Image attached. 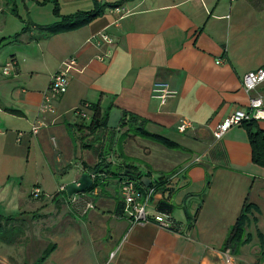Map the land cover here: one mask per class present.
Wrapping results in <instances>:
<instances>
[{
	"label": "crops",
	"instance_id": "obj_1",
	"mask_svg": "<svg viewBox=\"0 0 264 264\" xmlns=\"http://www.w3.org/2000/svg\"><path fill=\"white\" fill-rule=\"evenodd\" d=\"M49 1L0 0V264H264V169L252 164L242 127L212 137L264 96V83L242 89L243 76L264 64V0H54L61 17L101 11L52 35L44 29L60 18ZM99 34L113 44L96 47ZM68 60L76 66L66 93L41 113L51 77ZM156 82L176 93L162 106L151 96ZM83 105L87 120L74 115ZM92 107L107 119L112 109L133 116L180 150L126 125L111 145L103 129L79 133ZM183 121L189 126L178 133ZM256 124L264 132V121ZM100 163L161 184L146 209L169 216L171 228L132 223L119 175L94 178ZM83 173L95 187L67 197L64 187ZM244 205L248 242L232 254L226 243Z\"/></svg>",
	"mask_w": 264,
	"mask_h": 264
},
{
	"label": "built area",
	"instance_id": "obj_2",
	"mask_svg": "<svg viewBox=\"0 0 264 264\" xmlns=\"http://www.w3.org/2000/svg\"><path fill=\"white\" fill-rule=\"evenodd\" d=\"M117 14L121 15L122 10L115 9ZM96 47L103 45H112L113 40L104 34H99L94 39ZM76 64L74 60L64 61L61 68L51 77L47 92L44 94L41 105V113H49L52 111V102L63 96L66 93L68 86V73L74 70ZM12 69V63L8 62L2 69V74L8 76ZM264 83V64L256 71L245 74L242 78V89L249 94L254 92L260 85ZM176 93L167 83L156 82L152 85L151 96L159 101L162 106L165 102L175 97ZM88 106L83 105L74 111V115L82 120H87ZM250 121L260 122L264 121V96H257L250 98L247 112H236L217 124L213 131L212 137L215 141H219L223 135L234 127H241L242 124ZM189 126L188 122H181L176 130L178 133H183ZM36 128L32 129V133H36ZM153 189H148L142 194L136 187L135 182L131 180H124L120 185V196L124 203V213L134 224H145L149 221L155 223L158 227L164 230H169L172 226L169 216L163 214H156L149 217L147 212V204ZM32 194L37 195L38 191L34 190Z\"/></svg>",
	"mask_w": 264,
	"mask_h": 264
},
{
	"label": "trees",
	"instance_id": "obj_3",
	"mask_svg": "<svg viewBox=\"0 0 264 264\" xmlns=\"http://www.w3.org/2000/svg\"><path fill=\"white\" fill-rule=\"evenodd\" d=\"M8 4L12 2V0H5ZM52 6H53V15L60 18V21L52 26H49L47 28H45L44 30L47 32V34L52 35V34H58L61 32H69V31H74L77 30L85 25H87L89 22H91L93 19H95L101 11V8H97L87 12V13H77L75 15L72 16H68V17H61L59 15V11H58V4L56 1L54 0H50L49 1ZM29 26H26V28H24L22 30V32L18 35H16L13 40L17 41L18 38L20 37V35L24 34L27 32ZM91 109V118L89 121V124L84 125L82 123H79L77 125H75L76 130L79 133H82L83 131L88 132L90 135H93V133H95V131L99 130V129H103L104 132L106 133V135L108 136V141L107 143L109 145H111V139L113 137L114 132H110L109 130H107L106 128V117L102 116L99 112V109L97 107H92ZM139 123L138 126H136L135 128L132 127L130 124L131 123ZM257 122L254 121H250L248 123H244L242 124V128L246 133L247 136V140H248V144L250 147V155H251V162L252 164H254L255 166H258L259 168H263L264 169V132H262L257 124ZM143 121L138 120L137 118L133 117V116H126L123 115L121 121H120V125L119 127H123V126H128V131L133 133L135 136H148L149 138H151L152 140L164 145L165 147H167L168 149H179L176 145L164 141L160 138H157L155 136H151L148 135L144 129H143ZM180 150V149H179ZM111 165L110 164H106L104 165L103 163H100L99 165H96L92 170V172L96 173V174H104L107 176H116L119 175V177L124 181V180H131L133 182H135L136 187L138 188V190L144 194V192L148 189H153V191H158L160 190L161 184L157 185V186H152L149 185L147 189L143 188L142 183L140 182V174L138 177H134V174L138 173L136 169L132 168V167H120V168H116V171L114 172V174L111 173L110 169H111ZM126 173V174H124ZM96 180V179H95ZM163 185V184H162ZM95 186H92L90 188L93 189ZM248 207L246 205L243 206L242 211L240 216L238 217L234 228L232 229L231 233H230V237L226 243V248L229 249L231 251L232 254H235L236 251L238 250V248L242 245H244L245 243L248 242L247 238H244V230L247 224V218H246V214L248 213ZM1 222V219H0ZM4 222V226L6 225V223L8 222V220H3ZM1 226V225H0ZM264 254V252H263Z\"/></svg>",
	"mask_w": 264,
	"mask_h": 264
},
{
	"label": "water",
	"instance_id": "obj_4",
	"mask_svg": "<svg viewBox=\"0 0 264 264\" xmlns=\"http://www.w3.org/2000/svg\"><path fill=\"white\" fill-rule=\"evenodd\" d=\"M122 119V112L117 109H112L109 112V116L106 122V128L110 132L116 131L119 127L120 121ZM107 145V143H106ZM116 167H111L110 171L114 174ZM126 174V173H124ZM97 174L94 173V178L97 177ZM139 173L134 174V177H138ZM140 182L143 184L144 187H148L149 181L146 178H141ZM92 185V180L89 174L83 173L80 177L73 183H70L64 187V191L67 197L72 195L81 194L87 191Z\"/></svg>",
	"mask_w": 264,
	"mask_h": 264
},
{
	"label": "rangeland",
	"instance_id": "obj_5",
	"mask_svg": "<svg viewBox=\"0 0 264 264\" xmlns=\"http://www.w3.org/2000/svg\"><path fill=\"white\" fill-rule=\"evenodd\" d=\"M24 168L21 170V174H23L24 173ZM16 181H21L20 179L19 180H17V179H15Z\"/></svg>",
	"mask_w": 264,
	"mask_h": 264
}]
</instances>
